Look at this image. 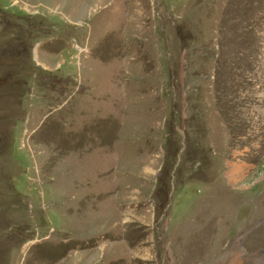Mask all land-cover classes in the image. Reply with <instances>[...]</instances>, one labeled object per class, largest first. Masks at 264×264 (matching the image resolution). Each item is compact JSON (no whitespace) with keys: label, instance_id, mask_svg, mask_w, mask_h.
<instances>
[{"label":"rangeland","instance_id":"374dc122","mask_svg":"<svg viewBox=\"0 0 264 264\" xmlns=\"http://www.w3.org/2000/svg\"><path fill=\"white\" fill-rule=\"evenodd\" d=\"M0 264H264V0H0Z\"/></svg>","mask_w":264,"mask_h":264}]
</instances>
